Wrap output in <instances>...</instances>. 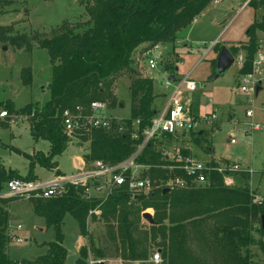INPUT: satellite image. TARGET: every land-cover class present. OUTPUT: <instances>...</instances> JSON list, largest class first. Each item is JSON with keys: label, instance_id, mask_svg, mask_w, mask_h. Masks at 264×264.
<instances>
[{"label": "trees", "instance_id": "trees-1", "mask_svg": "<svg viewBox=\"0 0 264 264\" xmlns=\"http://www.w3.org/2000/svg\"><path fill=\"white\" fill-rule=\"evenodd\" d=\"M14 1L2 0V4L11 5ZM210 2L211 0H91L84 4L89 22L85 31L74 33L65 27L64 32L57 36L38 40V47L46 51L51 66L49 102L42 108L26 105L17 112L11 102L3 107L14 115H26L29 118L31 138L49 143L47 155H33L30 166L38 163L46 169L55 168L53 159L60 156L71 141L62 130V113L66 110L74 111L77 107L87 110L91 102L107 99V88L121 71L128 69L130 55L136 48L144 43H149L150 48L171 43ZM261 6H264V0H261ZM7 31L0 27V42L9 41V44L19 48L15 38L7 37ZM256 31L264 32V14L260 21L247 28V42L229 49L232 55L239 49L245 52L241 74L250 71L252 58L259 47L255 39ZM20 40L24 41V37L20 36ZM214 48L219 53L222 46L217 43ZM215 61L216 59L214 63ZM31 80V70L21 69V83L28 86ZM141 82L140 90L143 95L139 109L132 112L130 117V121L138 119L140 122L138 140L130 138V122L125 126L129 129L126 133L118 132L117 125H112L107 132L92 131L87 136L79 133L73 139L76 137L77 141L87 144L84 155L86 163L102 161L117 164L127 159L141 143V132L149 125L154 114L152 81L143 79ZM155 144L150 142L145 146L138 158L139 163L164 164ZM58 173L56 171V176H59ZM12 175L13 179H22L13 173ZM177 175L181 174L177 172ZM148 177L155 186L158 180L166 179V171L151 168ZM5 179L12 180L0 170V184ZM211 182L213 187L173 190L166 194H162L163 189H153L148 196L134 200L126 192H118L103 204L98 200H86L81 189L73 187H69L61 197L32 200L33 213L45 221L46 227H52L56 232V240L47 245V253L33 262L16 263L4 251L8 228L6 207L12 199L0 198V264H63L67 255L60 232L63 218L65 215L71 216L77 222L80 236L88 239L87 220L96 217H88V212L95 208L100 212L98 218L107 224H115L113 232L109 231L106 239L108 244L114 246L116 259L121 261H146L150 246H154L153 252H159L164 264H201L188 247L189 242L198 239L207 244L205 233L210 228L206 222L231 214L227 215L230 220L213 225L210 243L216 248L223 264H254L247 255V248L252 239L250 233L254 221L258 222L259 231H264L261 226L264 211L252 204L248 191L223 188L220 175L212 174ZM147 209L153 211V224L147 222L148 232L138 228L139 221L143 220L142 212ZM99 242L101 247L93 245L89 240L90 250L95 260L105 262L108 259L105 246L102 245V239ZM83 256L82 251H79V259L75 263L82 264Z\"/></svg>", "mask_w": 264, "mask_h": 264}, {"label": "rangeland", "instance_id": "rangeland-1", "mask_svg": "<svg viewBox=\"0 0 264 264\" xmlns=\"http://www.w3.org/2000/svg\"><path fill=\"white\" fill-rule=\"evenodd\" d=\"M89 1L91 0H15L11 5H5L0 0V27L6 28L7 37L15 38L16 43L20 45L19 48H15L9 44V41L0 42V110L8 114L7 118L0 119V170L6 177L13 179V173L22 179L32 177L35 183L45 185L56 179L55 170L59 171V176L64 177L77 172L75 161L82 158V153L74 147H68L62 155L53 159L52 162L56 164L53 169H46L38 163L30 166L33 155H47L48 143L44 140L34 141L31 138L28 117L27 120L16 121L17 115L14 117L13 113L3 107L11 102L17 112L26 105L42 108L49 102L48 85L51 82V67L46 51L38 47V40L57 36L64 32L65 27L74 33L85 31L89 22L84 4ZM213 1L211 0L196 17L197 22L190 23L181 30L171 43L157 45L154 52L159 54L156 70L149 72L147 61L151 56L144 57V52L150 48V44L144 43L136 48L130 55L128 69L121 71L107 88L106 93L109 97L99 102L105 104L107 109L105 115L113 121V125L119 127L118 132L126 133L129 129L125 126L129 122L131 125L138 120L130 121V117L132 112L139 109L143 95L140 90L143 79L153 80L154 93H163L168 92L163 87L165 76L182 78L189 75V79L198 85L197 91L193 94L195 102L191 107L192 113L196 115L215 111L217 121L201 135L184 134L157 141L155 144L157 149H164L165 152L173 149L181 153L190 152L204 162L206 158L201 157V154H209L212 150L214 158L222 164H238L243 170L248 168L253 170L252 176L243 173L227 178V181L222 183L223 188L248 192L251 190L262 197L264 195V111L261 107L264 106V82L253 103L246 104L236 90L238 75L236 65H232L226 73L215 79L214 60L219 53L215 48L209 50L211 44L219 41V37L221 42L244 41L251 13L255 11L256 20H261L262 10H257L261 8V0H251L248 9L242 10L230 26L227 22L240 10L246 0H219L216 5ZM224 19L227 21L225 25L221 24ZM224 28L225 32L222 34ZM20 36L24 37V41L20 40ZM255 39L258 46L264 48V32L257 31ZM27 46L29 49L26 48ZM1 47H5L6 52ZM226 48L229 50L231 46ZM15 49L20 51L15 52ZM206 50H209L206 57L200 61ZM26 68L31 70L32 76L28 86H24L19 80L21 69ZM201 98H206L204 106L199 105ZM246 106L254 113L251 120L244 118ZM250 122L261 125V128L251 131L248 126ZM232 131H235V145L229 144V134ZM75 138H71L68 144L78 146L80 150L87 147L85 142L77 141ZM179 140L183 141L181 142L183 144L179 143ZM185 143L190 144L194 152L188 150ZM9 180L2 181L0 193L4 192V184ZM4 199H12L6 207L8 228L5 233L4 251L8 257L19 263L33 262L44 256L48 251L47 245L56 240L55 230L46 227L45 221L33 213L32 200L13 197ZM144 213L153 218L152 210L147 209L142 212ZM227 215L231 216V214ZM227 215L206 222L210 228V231L205 233L207 244L201 243L198 239L189 242L188 247L199 263L223 264L216 248L210 243L211 228L216 222L230 220ZM97 216L99 215L87 220L89 238L82 237L84 241L79 250L84 255L81 258L82 264L100 261L93 258L89 240L93 245L101 247L99 244L101 239L108 258L105 262L100 261L104 264H154L151 258L156 251L153 252L155 247L150 245L146 261L129 263L116 259L114 246L108 244L106 239L108 232H113L115 224L113 222L107 224ZM164 223L167 225V221ZM18 226L20 230H17ZM148 226L144 219L138 223V228L143 231L148 232ZM259 228L258 222L254 221L250 233L252 239L247 248V255L254 264H264V231H259ZM60 232L63 236L62 246L67 253V261L74 264L75 249L80 238L77 222L66 215ZM160 259L159 264H164L162 256Z\"/></svg>", "mask_w": 264, "mask_h": 264}, {"label": "built area", "instance_id": "built-area-1", "mask_svg": "<svg viewBox=\"0 0 264 264\" xmlns=\"http://www.w3.org/2000/svg\"><path fill=\"white\" fill-rule=\"evenodd\" d=\"M217 43L215 41L211 44L209 50L214 48ZM157 47H151L144 52L145 58L151 56V59L147 61L149 72L157 69L159 54L154 53ZM209 50L202 54L200 61L206 57ZM232 56L233 65H236L238 69L236 90L243 97V102L252 104L256 96V89L261 88L264 82V50L258 49L252 58L250 71L244 74H241L240 71L245 63V52L238 50ZM163 87L168 91L164 106L159 111H154L149 125L141 132V143L135 147L127 159L113 165L102 161L89 162L75 174L67 177L57 176L54 181L45 185L37 184L33 180L12 179L4 184V192L0 193V198H23L29 201L52 199L65 195L68 188L73 187L80 188L82 196L86 200H98L100 204H103L110 196L118 192H126L130 199L134 200L148 196L153 189L173 191L213 187L212 174L220 175L222 183L234 175L243 173L253 175L252 169L243 170L238 164L225 165L213 161L204 162L190 152L181 153L175 149L170 152L157 149L162 157L163 165L139 163L138 158L148 143L155 144L157 141L165 139L164 137L170 138L184 134L201 135L217 121L215 111L196 115L192 113V95L197 91L198 85L189 79V75L182 78L165 76ZM261 109L264 111V106ZM106 111L105 104L98 101L91 102L87 110H83L81 107L75 108L74 111L66 110L61 117L62 130L69 138H73L79 133L87 136L92 131L107 132L114 123L105 115ZM7 116L5 111L0 110V119H5ZM252 116V109L246 106L244 118L251 120ZM139 124V120L131 124L130 138L132 140H138ZM248 126L251 131L261 128V125L255 122H250ZM245 133L248 134V132ZM234 137L235 131H232L229 134L230 145L236 144ZM151 168L166 171V179L158 180L154 186L148 177ZM177 172L181 175H177ZM248 194L252 204L264 211V197L258 196L251 190ZM99 213L98 208H95L88 212V217L99 215ZM17 229L20 227L18 226ZM98 262L100 261L90 262V264ZM151 262L154 264L161 262L159 252L153 253Z\"/></svg>", "mask_w": 264, "mask_h": 264}, {"label": "crops", "instance_id": "crops-1", "mask_svg": "<svg viewBox=\"0 0 264 264\" xmlns=\"http://www.w3.org/2000/svg\"><path fill=\"white\" fill-rule=\"evenodd\" d=\"M219 3V0H214L213 1V4H218ZM246 4V2H244L243 3V5L240 7V10L239 11H237V12H235L234 13V16L232 17V19L229 21V22H227L226 21V19H224L223 21H222V23L221 24H223V25H225L226 24V22H227V25H231V23H232V21L237 17V15H239V13L242 11V10H244V9H248V7L245 5ZM255 11H253L252 13H251V19H250V23L248 24V27L251 25V24H253L254 22H258V20H256V16H255ZM197 22V20H196V18L191 22L192 24L193 23H196ZM247 30V29H246ZM225 32V28H224V30H223V32H222V34ZM246 32V31H245ZM255 33H257V31L255 32ZM178 35V34H177ZM188 40V39H187ZM218 43L222 46V47H226V46H237L238 47V44L239 43H245V42H247V37H246V35H245V39H244V41H240V42H233V41H230V40H227V41H223V42H221V40H220V37L218 38ZM160 45H162V44H158V46H160ZM1 48H3V51H5L6 52V48L5 47H1ZM262 49L263 48V46H259L258 47V49ZM213 49V48H212ZM264 49V48H263ZM11 51V50H10ZM13 51V50H12ZM20 50H17V49H15V52H19ZM239 51H241V52H244V50H242V49H239ZM51 67V66H50ZM178 70V69H177ZM176 73H177V71H176ZM19 80H20V77H19ZM50 84V83H49ZM152 90H153V80H152ZM166 95H167V93L166 92H163V93H154L153 92V102H152V109L154 110V111H159L163 106H164V103H165V100H166ZM258 95V94H257ZM192 98H193V95H192ZM202 99H204L203 101L204 102H202ZM211 101V100H210ZM194 102H195V100L193 99V104H194ZM205 103H206V98H201L200 100H199V105L200 106H204L205 105ZM202 114V113H201ZM18 119L16 120V121H21L22 119H26L27 120V118H26V116H23V115H20V116H16ZM254 117V113H253V116H252V118ZM28 122H29V120H27ZM29 129H30V123H29ZM177 142V141H176ZM181 142H183V141H180L179 140V143H181ZM185 142V141H184ZM48 143V142H47ZM181 144H183V143H181ZM186 144V143H185ZM48 146H49V143H48ZM186 146L188 147V150H190L191 152H194V150L190 147V144H186ZM68 147H74V148H76V149H78L79 151H81V153H82V158H78L75 162V169L78 171V170H80V169H82V168H84V166H85V164H86V162H85V160H84V155L86 154V148L84 147L83 148V150H80V148L78 147V146H73V145H70V144H68V146H67V148ZM180 147V146H179ZM49 148V147H48ZM66 148V149H67ZM66 149H65V151H66ZM64 151V152H65ZM49 152V151H48ZM63 152V153H64ZM62 153V154H63ZM61 154V155H62ZM192 154V153H191ZM201 157H203V158H206L205 160L206 161H213V162H218V163H221V162H219L216 158H214V151H210L209 152V154H201ZM57 169V168H56ZM56 171H58V170H55V172ZM59 172V171H58ZM262 197H264V195L262 196ZM66 216V215H65ZM40 218V217H39ZM63 220H64V218H63ZM62 224H63V221H62ZM21 229V228H20ZM20 229H17V230H20ZM79 236H80V234H79ZM83 238L80 236V238H79V240H78V244H77V246H76V249H75V255H76V260L78 259V256H79V250H80V248H81V246L83 245ZM17 242H21V240L20 241H18L17 240ZM65 249V248H64ZM11 260V259H10ZM76 260H75V262H76ZM65 264H70L68 261H67V255H66V260H65ZM75 264V263H74Z\"/></svg>", "mask_w": 264, "mask_h": 264}, {"label": "water", "instance_id": "water-1", "mask_svg": "<svg viewBox=\"0 0 264 264\" xmlns=\"http://www.w3.org/2000/svg\"><path fill=\"white\" fill-rule=\"evenodd\" d=\"M233 61L234 59L230 51L226 47H222L215 61V65H216L215 75H214L215 79L226 73L232 67ZM171 80H173V77H171ZM259 91L260 88H257L256 95L258 94ZM203 100L204 99H202V102H204ZM168 192H169L168 189H164L162 191V194H166ZM142 218L145 219L150 225L153 224L152 218L149 214L147 213L143 214ZM261 226L262 228H264V216L261 217ZM96 264H104V263L98 262Z\"/></svg>", "mask_w": 264, "mask_h": 264}, {"label": "flooded vegetation", "instance_id": "flooded-vegetation-1", "mask_svg": "<svg viewBox=\"0 0 264 264\" xmlns=\"http://www.w3.org/2000/svg\"><path fill=\"white\" fill-rule=\"evenodd\" d=\"M245 2H246L245 5L248 7L249 4H250V2H251V0H246ZM262 7H263V6H261V8H260V9H257V10H259V11L262 10V13L264 14V8H262ZM256 22H257V21H256Z\"/></svg>", "mask_w": 264, "mask_h": 264}]
</instances>
